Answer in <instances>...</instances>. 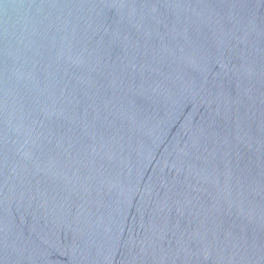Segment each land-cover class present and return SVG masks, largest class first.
Returning a JSON list of instances; mask_svg holds the SVG:
<instances>
[{
    "label": "water",
    "instance_id": "water-1",
    "mask_svg": "<svg viewBox=\"0 0 264 264\" xmlns=\"http://www.w3.org/2000/svg\"><path fill=\"white\" fill-rule=\"evenodd\" d=\"M0 264H264V0H0Z\"/></svg>",
    "mask_w": 264,
    "mask_h": 264
}]
</instances>
